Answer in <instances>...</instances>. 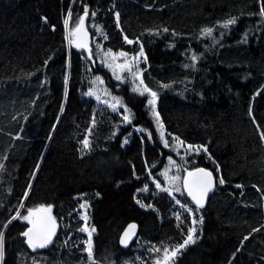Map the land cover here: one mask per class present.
I'll list each match as a JSON object with an SVG mask.
<instances>
[{
  "label": "trees",
  "instance_id": "1",
  "mask_svg": "<svg viewBox=\"0 0 264 264\" xmlns=\"http://www.w3.org/2000/svg\"><path fill=\"white\" fill-rule=\"evenodd\" d=\"M262 8L264 0H0V264H121V230L102 233L107 245L86 260L76 218L84 194L100 198L89 213L94 222L139 224L138 197L155 207L160 224H139V234L156 250L182 245L191 227L187 213L170 216L165 192L140 194L169 153L149 97L114 82L92 42L72 45L81 17L103 50L143 52L142 80L156 93L165 132L197 150L184 172H213V191L198 210L237 247L228 264H264ZM89 69L132 114L119 134L120 114L83 97ZM177 198L191 205L183 189ZM49 207L56 236L34 250L23 237L24 217ZM220 247L217 239L196 244L176 264H209Z\"/></svg>",
  "mask_w": 264,
  "mask_h": 264
},
{
  "label": "rangeland",
  "instance_id": "2",
  "mask_svg": "<svg viewBox=\"0 0 264 264\" xmlns=\"http://www.w3.org/2000/svg\"><path fill=\"white\" fill-rule=\"evenodd\" d=\"M79 25L80 24H77L76 26L72 27L70 33ZM85 28L89 35L86 40V45L89 42L93 43V47L95 48L97 54V65L107 70L112 76L114 82L118 84L129 83L133 92L139 95H142L141 93L143 92V95L148 96L149 100L152 99L150 95L151 91L149 90V92H144L145 85L144 83H141V81L143 82L141 68L146 63V58L143 52L139 51L136 54H128L125 52L103 50L101 48V36H92L86 25ZM94 30L95 32L97 31V29ZM87 74L88 75L83 82V97L85 99L95 101L97 105L107 106L113 112L120 114L122 118L114 134H119L122 128L131 126V112L125 107V105L117 96L113 95L108 90L100 75L91 73L90 69ZM117 77H119V79ZM89 93L91 94L89 95ZM156 106L157 97L155 103V112L157 113ZM148 108L158 133L160 143L169 153V156L165 159L163 166L155 176L149 170L148 182L151 183L152 186L145 187L140 192V194H148L152 191L165 192L170 199V216L180 218L182 214L187 213L191 220L190 228L195 229L193 234V239L195 242L188 244L184 248H181L177 255L169 260L168 264H176L179 258L191 254L194 251V246L196 244H211L215 239L219 240L221 247L218 254L209 261V264H228L233 255L237 252V247L233 243L226 242L222 238L221 232H219L216 225L211 221L207 214L200 212L194 205L191 206L192 204L189 201L188 202L191 205L183 202L182 199L177 198L178 195H181L183 189V178L185 175L184 170L188 167L194 166L195 164L193 161L189 162L187 160L191 155L196 154L197 150L183 147L179 140L167 134L163 128V125L162 127L160 126L162 124L160 118V123H157L156 118L153 115L152 107L149 105V103ZM126 116L129 118L128 120H125ZM131 131L139 133L138 129L135 127H132ZM128 138V136L124 138V145L127 144L125 141H128ZM157 184L160 185L159 188L157 187ZM76 200L78 202L76 218L83 222L80 235L78 236L77 240L80 242L83 241L86 245V250L84 252L86 255V260L89 262H94L95 255L98 253L101 244L107 245V241L104 240L101 242V234H106V232L117 233L123 228L125 222L113 221L104 223L91 221L89 216L90 210L94 203L100 201V198L91 197L90 194H84L76 197ZM135 204L137 210L136 219L138 220L141 229L155 230V228H157L161 222V217L158 210L152 205H145L142 200H140V197L136 198ZM81 205H85V207H81ZM28 216L29 213H27L26 217ZM32 216L30 217V220L32 219ZM85 217H87V219H85ZM193 220L196 221L195 224L193 223ZM24 221H26L27 224H30L29 220L25 219ZM92 229H95V231H92ZM89 232H91V237H89ZM89 239L91 240V259H89V253L87 251L89 247ZM179 246L167 247L166 249L171 252L173 249L179 248ZM157 253L158 255L156 256ZM158 260L161 262V264H164V250L157 251L147 238L146 234L144 235L143 233L139 234L135 243L128 250L120 254L121 264H132L133 261L139 264H157ZM110 264L114 263L111 262Z\"/></svg>",
  "mask_w": 264,
  "mask_h": 264
},
{
  "label": "snow or ice",
  "instance_id": "3",
  "mask_svg": "<svg viewBox=\"0 0 264 264\" xmlns=\"http://www.w3.org/2000/svg\"><path fill=\"white\" fill-rule=\"evenodd\" d=\"M261 14L264 15V8H262ZM85 15H87V10L85 12ZM118 15L119 14H117V16ZM82 22H83V17H81V23ZM65 23L67 24L68 21L66 20ZM231 23H234V20L228 21L225 24V27H227V25L231 24ZM165 31H167V29H165ZM205 32L207 34H210L211 33V29H206ZM129 43H131V41H129ZM141 54H142V52H141ZM122 55H123V53H122ZM117 78L119 79V77H117ZM65 83L67 84V78L65 80ZM141 83H143V82L141 81ZM144 92H149V89H147L145 87L144 88ZM90 94L91 93H89V95ZM141 94L143 95V92ZM150 95H151L152 99H150L148 101V103L152 107L153 115L155 116L156 121L159 124L160 123L159 114L155 112L156 93L155 92H151ZM128 119L129 118L126 116L125 120H128ZM160 126L162 127V124ZM262 139H264V136H262ZM125 142H127V141H125ZM84 145H85V147L88 146L87 139H85ZM189 147H191V146H189ZM197 174H199L198 183L193 186V185H190V182H189L188 179H185V187L188 190L189 196H191L193 201L196 203L197 208H201V207H203V199H204V197L207 195L208 192H210L212 190L213 181H212V173L207 172L204 169H198L196 173L189 172L188 173V177H193V176H196ZM165 175H166V173H165ZM176 179H178V178H176ZM219 182L221 184H223L224 180L221 179ZM157 187L159 188L160 185L157 184ZM177 190H179V189H177ZM165 191H166V189H165ZM81 207H85V205H81ZM39 211H44V212L50 213L51 212V208L49 207L47 209L32 210V211L29 212V216L28 217H24V219L29 220V223H32V221L30 220V217L35 212H39ZM85 219H87V217H85ZM177 219H179V217H177ZM48 220H52V218L49 216ZM43 223L44 222L42 221L41 225H43ZM52 223L54 224V221H52ZM193 223L195 224L196 221L193 220ZM130 227L134 228V225L130 226ZM85 230H87V229H85ZM92 231H95V229H92ZM54 232H55V230H54V227H53L50 231L47 232V234H44L40 228H38L36 225H34L33 228H30L27 232L23 233V235L28 237V242H29V245L31 247H33V248H36V247L43 248V247L46 246L47 243H49L51 241V236L54 235ZM194 232H195L194 228H190L188 230L187 238L184 240V243L179 246V248L173 249L171 252H169L168 249H164V264H168L169 260L174 258L181 248H184L188 244L195 242L194 239H193ZM125 235H127V233ZM89 237H91V232H89ZM245 239H247V237H245ZM121 242L124 243L125 241L122 240ZM88 243H89V247H88L87 251L89 253V259H91L92 258V250H91V240L90 239H89ZM157 251H159V250H157ZM0 255H2V253H0ZM157 264H161V262L158 260Z\"/></svg>",
  "mask_w": 264,
  "mask_h": 264
},
{
  "label": "water",
  "instance_id": "4",
  "mask_svg": "<svg viewBox=\"0 0 264 264\" xmlns=\"http://www.w3.org/2000/svg\"><path fill=\"white\" fill-rule=\"evenodd\" d=\"M70 36L72 38V45L77 46V47H81V46H84L86 44V40L88 38V32H87V30L85 28V20L84 19H83V22L80 23V25L77 28L72 30ZM198 169H204L205 171L212 173L213 187H212V190L210 192H208L207 195L204 197L203 206L208 201V199H209V197H210V195H211V193L213 191L214 185H215V179H214L213 172L208 170V169H205V168H202V167H198V168H194L192 170H189V171H187L185 173L184 178H183V189H184V192L186 194V197H187L188 201L192 205H194L196 207H197L196 203L193 201L192 197L189 196L188 190L185 187V179L189 180L190 185H193V186L196 185L198 183V181H199V174H197L196 176H193V177H188V173L189 172L196 173ZM42 209H46V208H42ZM49 216L52 218V220H48ZM31 221H32V223H30L28 225V227L26 228L24 233L27 232L30 228H33L34 225H36L38 228H40L44 234H47V232L50 231L53 227H54L55 232H54V235L51 236V241L49 243H47L46 246L43 247V248H40V247L33 248V247H31L29 245V242H28V237L23 235L26 243L34 250H43V249L49 247L53 243L54 238H55L56 233H57V225H56V222L53 219L52 215L50 213L44 212V211L35 212L33 214V216H32ZM42 221L44 222L43 225H41ZM52 221H54V224L52 223ZM133 225H134V228L130 227V226H133ZM139 230H140L139 224L136 221H129V222L125 223V225L121 229V231L119 233V236H118V246H119V248L122 249V250L129 249L135 243V241L137 240V238L139 236L138 235L139 234ZM126 233H127V235H125ZM122 240H124L125 242L122 243L121 242Z\"/></svg>",
  "mask_w": 264,
  "mask_h": 264
},
{
  "label": "bare ground",
  "instance_id": "5",
  "mask_svg": "<svg viewBox=\"0 0 264 264\" xmlns=\"http://www.w3.org/2000/svg\"><path fill=\"white\" fill-rule=\"evenodd\" d=\"M196 207V206H195Z\"/></svg>",
  "mask_w": 264,
  "mask_h": 264
}]
</instances>
